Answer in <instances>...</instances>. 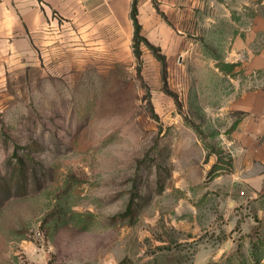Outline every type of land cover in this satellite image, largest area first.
Wrapping results in <instances>:
<instances>
[{
    "label": "rangeland",
    "instance_id": "1",
    "mask_svg": "<svg viewBox=\"0 0 264 264\" xmlns=\"http://www.w3.org/2000/svg\"><path fill=\"white\" fill-rule=\"evenodd\" d=\"M61 9L0 75V264H264V221L214 177L225 121L195 97L264 0Z\"/></svg>",
    "mask_w": 264,
    "mask_h": 264
},
{
    "label": "crops",
    "instance_id": "2",
    "mask_svg": "<svg viewBox=\"0 0 264 264\" xmlns=\"http://www.w3.org/2000/svg\"><path fill=\"white\" fill-rule=\"evenodd\" d=\"M69 3L70 0H0V75L22 45L35 48L40 37L54 38L46 26L49 21L51 26L54 24L51 13L59 6L70 13ZM186 14L192 17V12ZM243 31L234 37L229 52L233 57L213 61L215 74L207 80L206 91L197 88L195 97L198 100L205 95L207 113L215 121H225L222 126L214 122L213 129L228 132L223 134L224 149L229 152L231 167H216L214 177L224 179L226 187L223 185L222 190L229 204L249 211L242 225L252 228L259 224L257 218L264 221V80L257 76L264 72V15L255 16L252 25ZM192 36L194 45L197 35ZM45 43L48 46L53 42ZM224 65L232 66V73L237 75L228 73ZM216 163L217 155L212 153L207 169Z\"/></svg>",
    "mask_w": 264,
    "mask_h": 264
},
{
    "label": "trees",
    "instance_id": "3",
    "mask_svg": "<svg viewBox=\"0 0 264 264\" xmlns=\"http://www.w3.org/2000/svg\"><path fill=\"white\" fill-rule=\"evenodd\" d=\"M203 264H226V263H223V262H206Z\"/></svg>",
    "mask_w": 264,
    "mask_h": 264
}]
</instances>
